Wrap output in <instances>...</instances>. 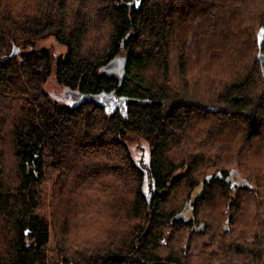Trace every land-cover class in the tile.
<instances>
[{"label":"trees","instance_id":"obj_1","mask_svg":"<svg viewBox=\"0 0 264 264\" xmlns=\"http://www.w3.org/2000/svg\"><path fill=\"white\" fill-rule=\"evenodd\" d=\"M136 1L0 0V264H264V0Z\"/></svg>","mask_w":264,"mask_h":264},{"label":"rangeland","instance_id":"obj_2","mask_svg":"<svg viewBox=\"0 0 264 264\" xmlns=\"http://www.w3.org/2000/svg\"><path fill=\"white\" fill-rule=\"evenodd\" d=\"M42 47L48 49L53 56L64 55L66 52L65 45L57 42L52 36H48V37H45V38L37 41L35 48H42ZM44 87L48 93H50L52 96L55 95V98L58 100H61L62 102L63 101L72 102L77 97L76 92L61 88V86L58 85V83L52 77L47 79ZM99 99L103 102V98L99 97ZM103 103L110 106V103L107 101L103 102ZM120 109H121V107H120ZM120 111H122V110H120ZM129 146L131 148V151H132V154H133L135 160L138 159V161H139L141 159L142 161L148 162V155L146 152V146L144 145V143L141 140L135 139L133 137L129 140ZM142 150H144V157L143 158H141V156H140ZM230 178H231V180L236 182V184L243 183V179L237 174V172H235V170L231 172ZM50 188H51V186L49 185L48 190H47L46 202H45V215L48 218L50 217V210L48 208V204H49L50 199H51ZM186 215L189 216L190 212H187ZM50 248L55 249V240H54L52 235L50 238ZM50 256L52 258L53 264H59L56 262V259L53 257L52 253H50Z\"/></svg>","mask_w":264,"mask_h":264},{"label":"water","instance_id":"obj_3","mask_svg":"<svg viewBox=\"0 0 264 264\" xmlns=\"http://www.w3.org/2000/svg\"><path fill=\"white\" fill-rule=\"evenodd\" d=\"M139 4H140V1L137 0L135 2V6L138 7ZM263 35H264L263 29L259 28V30L257 31L258 47H260V43H261V40L263 38ZM258 60L260 63L261 74H262V77L264 79V54L263 53L258 52ZM100 72L102 74H104L105 76L114 77L118 81V85L120 86L126 77V63H125L124 58L116 57V58L110 60L108 63H106L105 65H103L100 68ZM99 97L103 98V102H106V101L109 102L110 106H112V107H115L116 105L122 106L121 107L122 114L124 117H126L125 105H124L125 104V98L121 99L120 101H115L110 95L96 96L95 97L92 95L82 96L81 94L77 93V97L74 101H72V103H77V102L83 100V98H86V99L98 98L99 99ZM67 103H71V102H67ZM138 162L141 165V167H143V169L145 171V176L147 177L148 170L146 168V163L144 161H142L141 159ZM207 178H208V176H207ZM184 213H185V207L180 211L177 218H181L184 215ZM227 228H228V219H226V223L224 225V229H227Z\"/></svg>","mask_w":264,"mask_h":264},{"label":"flooded vegetation","instance_id":"obj_4","mask_svg":"<svg viewBox=\"0 0 264 264\" xmlns=\"http://www.w3.org/2000/svg\"><path fill=\"white\" fill-rule=\"evenodd\" d=\"M140 156H141V158H143V157H144V151H143V150H142V152H141ZM137 161H138V159H137ZM144 162H145V161H144Z\"/></svg>","mask_w":264,"mask_h":264}]
</instances>
